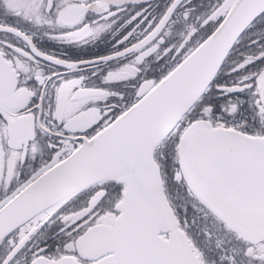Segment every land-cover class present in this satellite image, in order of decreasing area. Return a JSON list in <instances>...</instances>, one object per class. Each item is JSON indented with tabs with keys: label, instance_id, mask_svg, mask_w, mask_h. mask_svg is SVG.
Returning <instances> with one entry per match:
<instances>
[{
	"label": "snow or ice",
	"instance_id": "6c2138e0",
	"mask_svg": "<svg viewBox=\"0 0 264 264\" xmlns=\"http://www.w3.org/2000/svg\"><path fill=\"white\" fill-rule=\"evenodd\" d=\"M0 264H264V0H0Z\"/></svg>",
	"mask_w": 264,
	"mask_h": 264
}]
</instances>
